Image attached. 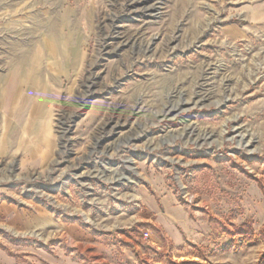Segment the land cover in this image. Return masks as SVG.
I'll use <instances>...</instances> for the list:
<instances>
[{
    "label": "rangeland",
    "instance_id": "374dc122",
    "mask_svg": "<svg viewBox=\"0 0 264 264\" xmlns=\"http://www.w3.org/2000/svg\"><path fill=\"white\" fill-rule=\"evenodd\" d=\"M1 88L0 264H264V0H0Z\"/></svg>",
    "mask_w": 264,
    "mask_h": 264
},
{
    "label": "bare ground",
    "instance_id": "6f19581e",
    "mask_svg": "<svg viewBox=\"0 0 264 264\" xmlns=\"http://www.w3.org/2000/svg\"><path fill=\"white\" fill-rule=\"evenodd\" d=\"M152 9H153V7L152 6H149V7H146V8H144V11L146 10L148 13H151V11H152ZM150 16V15H149ZM56 19V18H55ZM57 21V20H56ZM59 22V21H58ZM50 29V28H49ZM55 30H56V25L54 24V22H53V24L51 25V29H50V31H51V33L52 34H54L55 33ZM54 44V43H53ZM27 46H29V45H27ZM54 50V52L55 53H57V51H56V47H55V44L53 45V47H52ZM30 51L31 50H29L28 48H26V50L25 51H23V52H21L20 54H19V56L17 57V58H15V61L13 62V69H12V88L11 87H9V93L11 94V89H13V87H14V79L15 78H18V86H17V89H16V94L18 95V92L21 90V86H25V84L26 83H28V82H33L34 83V79H32V68L30 67H28V56L29 55H31L30 54ZM53 52V53H54ZM55 55V54H54ZM24 76V77H23ZM20 89V90H19ZM45 89V88H44ZM45 92H47L46 90H44V93L42 94V98L40 99V103H41V105L42 104H44V103H46V93ZM4 95H5V93H4V89L3 88H1L0 89V100H1V98H5L4 97ZM10 96V95H9ZM11 99H12V97H11ZM24 100V99H23ZM10 102H11V100H10ZM24 102V101H23ZM10 104V103H9ZM41 108V107H40ZM42 109V108H41ZM128 163H132L131 161H129ZM132 170H133V168H131ZM130 169V170H131ZM128 178V177H127ZM117 180H120V179H117ZM128 180H130V179H128Z\"/></svg>",
    "mask_w": 264,
    "mask_h": 264
},
{
    "label": "crops",
    "instance_id": "0c3cea01",
    "mask_svg": "<svg viewBox=\"0 0 264 264\" xmlns=\"http://www.w3.org/2000/svg\"><path fill=\"white\" fill-rule=\"evenodd\" d=\"M11 88H12V83H11ZM11 105H12V100H11V102H10V105L9 106H7V108L8 109H11ZM80 230H78V232H79ZM80 233H81V231H80Z\"/></svg>",
    "mask_w": 264,
    "mask_h": 264
},
{
    "label": "trees",
    "instance_id": "16d2710c",
    "mask_svg": "<svg viewBox=\"0 0 264 264\" xmlns=\"http://www.w3.org/2000/svg\"><path fill=\"white\" fill-rule=\"evenodd\" d=\"M245 240H246V241H250V238L248 237V238H246Z\"/></svg>",
    "mask_w": 264,
    "mask_h": 264
},
{
    "label": "built area",
    "instance_id": "2783aa9c",
    "mask_svg": "<svg viewBox=\"0 0 264 264\" xmlns=\"http://www.w3.org/2000/svg\"><path fill=\"white\" fill-rule=\"evenodd\" d=\"M144 237H147V234H144Z\"/></svg>",
    "mask_w": 264,
    "mask_h": 264
}]
</instances>
